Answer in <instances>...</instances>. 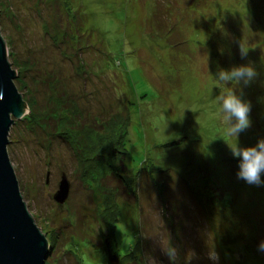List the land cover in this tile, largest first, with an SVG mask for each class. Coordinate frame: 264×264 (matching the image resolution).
I'll return each instance as SVG.
<instances>
[{
    "label": "rangeland",
    "instance_id": "obj_1",
    "mask_svg": "<svg viewBox=\"0 0 264 264\" xmlns=\"http://www.w3.org/2000/svg\"><path fill=\"white\" fill-rule=\"evenodd\" d=\"M0 31L29 106L8 158L36 225L63 240L44 264H264V175L241 179L231 151L264 139V0H0ZM241 66L247 82L219 79ZM229 89L250 105L239 137ZM117 119L126 152L109 155Z\"/></svg>",
    "mask_w": 264,
    "mask_h": 264
},
{
    "label": "water",
    "instance_id": "obj_2",
    "mask_svg": "<svg viewBox=\"0 0 264 264\" xmlns=\"http://www.w3.org/2000/svg\"><path fill=\"white\" fill-rule=\"evenodd\" d=\"M7 55L0 31V264H44L50 242L23 200L6 150L10 126L29 108L16 87L17 70L11 66ZM68 192L69 182L62 174L53 199L57 204L63 203Z\"/></svg>",
    "mask_w": 264,
    "mask_h": 264
},
{
    "label": "clouds",
    "instance_id": "obj_3",
    "mask_svg": "<svg viewBox=\"0 0 264 264\" xmlns=\"http://www.w3.org/2000/svg\"><path fill=\"white\" fill-rule=\"evenodd\" d=\"M241 55L247 54V49L240 48ZM255 75V71L250 66L233 68L231 71L219 73L221 81L230 82L243 79L245 82ZM219 100L222 103V111L225 113L224 122L227 125L226 134L231 137H239V134L250 126V105L245 102L231 89L227 90ZM234 158L238 161V175L248 183H260L261 176L264 175V139L257 141L255 145L240 147L238 144L231 148ZM264 250V244L261 245ZM174 250H169V255L174 256ZM215 258V253H211Z\"/></svg>",
    "mask_w": 264,
    "mask_h": 264
},
{
    "label": "trees",
    "instance_id": "obj_4",
    "mask_svg": "<svg viewBox=\"0 0 264 264\" xmlns=\"http://www.w3.org/2000/svg\"><path fill=\"white\" fill-rule=\"evenodd\" d=\"M217 2V1H216ZM219 2V1H218ZM226 11H228V12H230V10H226ZM232 24H230V27H232V30H230L231 32H232V34H233V28H235V27H233V26H231ZM70 33H71V38H74V37H76L75 36V34H73V32H72V30L70 29ZM235 35V34H234ZM222 45H223V43H222ZM239 49H240V47H239ZM216 55L217 56H219V54H218V52H216ZM11 58H12V56H10ZM9 58L10 59V61H11V66L16 70L17 69V66H16V62H15V60L12 58ZM18 81H19V76H18V72H17V77L14 79V82H15V84H16V87H17V84H18ZM20 83V82H19ZM28 104V103H27ZM37 109H40V106L39 105H37V104H32L31 103V107H30V109L29 110H31V112H30V115H31V117L33 116L32 115V112L33 111H36ZM41 109H43V108H41ZM129 123V122H128ZM126 124H127V122H126V120H124V121H121L120 119H117L114 123H113V126L114 125H116V127H117V130H118V132H117V134H118V136L116 137V140H115V144H113V146L111 147V149H109L108 150V154L109 155H113V152L114 151H116L119 155H124L125 154V152H126V150H124L125 148H124V146L122 145V143H124V140H125V138H126V136H127V134H126V129H125V126H126ZM56 130V133H58V135L59 134H62V133H64V132H66L65 130H64V132H57V130H58V127L56 128L55 127V129H54V131ZM100 158H101V160L103 159L105 162H106V159H107V157L105 156V153H102L100 156H99ZM107 164H108V166H110V164H109V162H107ZM144 165V164H143ZM145 166H143V168H144ZM157 166H152V170L153 169H155V172H157L159 169L158 168H156ZM144 169H146V167L144 168ZM149 170V169H148ZM148 170H147V172H148ZM151 170V169H150ZM151 170V171H152ZM87 173H89V170H88V172ZM118 175H119V177H120V179H122V181H123V183H124V185H125V187H127L128 189H129V191H131V187H130V183L128 182V179L126 178V176H124V174H122V173H120V172H118ZM122 181H121V183H122ZM132 186V185H131ZM122 191H125V188H123V190ZM126 192V191H125ZM111 216H113V215H111ZM117 218H118V214L116 213V215H114L113 216V218H112V220H111V222H110V225H111V227H112V233H111V235L113 234V232H114V230H115V228H116V223H117ZM60 241L62 242L63 240L62 239H60V238H58V239H56L55 237L53 238V240L52 241H49L50 242V246H49V254H48V256L49 255H52V254H54L55 253V251H56V245H57V243H60ZM135 249H136V247L135 246H131V249L129 250V252L127 253V254H125L124 255V257L125 258H129V256H133V253L135 252ZM242 252H244V253H246V255H247V250H244V251H242ZM106 253H107V250H106ZM252 254V253H251ZM47 256V257H48ZM75 260H76V262L78 263V264H82L81 263V261L77 258V257H75Z\"/></svg>",
    "mask_w": 264,
    "mask_h": 264
}]
</instances>
